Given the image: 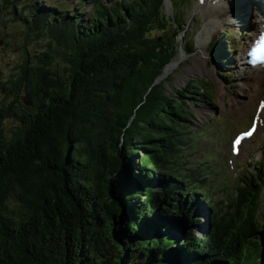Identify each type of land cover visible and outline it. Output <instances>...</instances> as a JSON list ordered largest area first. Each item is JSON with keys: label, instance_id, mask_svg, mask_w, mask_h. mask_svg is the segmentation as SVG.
I'll use <instances>...</instances> for the list:
<instances>
[{"label": "trees", "instance_id": "1", "mask_svg": "<svg viewBox=\"0 0 264 264\" xmlns=\"http://www.w3.org/2000/svg\"><path fill=\"white\" fill-rule=\"evenodd\" d=\"M31 1L4 0L46 50L4 87L23 96L20 113L0 107V264H264V137L234 197L216 201L183 156L194 146L191 106L215 99L210 85L188 80L171 95L155 82L185 37L164 0H94L88 20ZM155 29L162 36L150 37ZM52 55L67 80L50 72ZM7 119L16 123L8 139ZM202 202L212 216L199 236ZM177 217L187 222L180 241Z\"/></svg>", "mask_w": 264, "mask_h": 264}, {"label": "rangeland", "instance_id": "2", "mask_svg": "<svg viewBox=\"0 0 264 264\" xmlns=\"http://www.w3.org/2000/svg\"><path fill=\"white\" fill-rule=\"evenodd\" d=\"M115 1L101 0L106 5L113 4ZM197 1L180 0L170 4L165 0L162 14L166 18L182 21L185 26V37L183 38L184 33H182L177 38L176 54L169 63H174V65L172 70L160 81L164 82L171 95H175L174 92L184 87L188 80L203 79L210 85L215 99H206L207 105L202 103L203 98L200 97L194 103L197 107L191 106V109L197 114V119L191 124L192 131H195L192 136L194 146L183 156L186 157L187 167L199 170V174L207 179L208 187L214 193L213 198L221 202L228 195L234 197L235 187L239 182L238 178H241L246 170L253 171L254 168L250 166V162L260 159V147L264 137V113L260 123L258 117L260 104L264 101V84H262L264 81L259 84L251 76L247 77L251 74V70L246 68L241 61L247 44L257 33L255 15L249 7L250 0L248 6L245 7V14L242 15V18L237 19L236 25L223 26L206 43L204 56L199 53L196 46V37L203 28L205 20L202 16L203 12L197 11L195 8ZM31 2L34 3L35 0ZM41 5L58 13L66 14L68 17L75 16L71 15L70 9H76V13L84 14L81 18L85 20L92 15L95 7L94 0H42ZM9 6L4 4V0H0V107L3 102L6 105L13 103L20 113L18 102L15 101L21 100L23 92L18 93V97L15 98V94L8 95L4 92V87L11 86L10 80L20 77V65L27 58L31 66H38L34 55L46 50V39L40 38L41 40L34 41L31 37L26 38L24 26L13 20V16L8 13ZM16 10H19V7ZM228 33L230 36L227 35ZM149 35L156 38L162 36V32L155 29L151 30ZM190 42L194 45L193 53L186 55L181 47ZM213 47L228 53L223 54L222 52L219 57L217 54L212 55ZM52 57L53 62L49 65L50 72L57 73L62 77V80H67L68 67L66 63L56 55H52ZM199 66L202 67L200 71ZM164 70L162 75H164ZM197 88L199 89L198 86ZM252 121L255 126L258 123L255 133L243 139L238 156L231 155V139L239 132L246 131ZM15 124V121L11 119L4 121V133L7 139L13 137L12 132ZM193 216L199 220L194 229L195 233L200 236L204 230L210 228L209 219L212 214L197 204L193 207ZM261 221L264 224V206L261 212ZM171 222L170 228L176 235L175 227L177 225L172 219ZM261 232L264 233V228Z\"/></svg>", "mask_w": 264, "mask_h": 264}, {"label": "bare ground", "instance_id": "3", "mask_svg": "<svg viewBox=\"0 0 264 264\" xmlns=\"http://www.w3.org/2000/svg\"><path fill=\"white\" fill-rule=\"evenodd\" d=\"M248 1L249 0H210L207 3H203L200 1H197L195 3L196 10L203 12L202 16H204L205 18L204 24L202 26L203 28L201 29V31H199L196 37V46L201 55H205L204 48L206 46V43L218 33V30H220L223 26L229 27L231 24L236 25V23L238 22L237 19L242 18V15L245 14V7L249 4ZM167 7H169V5H167ZM261 13V9H259L258 11L255 9L254 11L255 19H257V29H259L262 25L263 16ZM241 60L243 61V58ZM173 65L174 63H171L165 68L163 77L172 70ZM198 69L200 71L202 70V67L199 66ZM250 70L251 74L247 77L251 76L252 78H254V81L256 83L261 84L264 81V69L254 67ZM259 118H262V113L259 114ZM239 154L240 151H238L237 156Z\"/></svg>", "mask_w": 264, "mask_h": 264}, {"label": "water", "instance_id": "4", "mask_svg": "<svg viewBox=\"0 0 264 264\" xmlns=\"http://www.w3.org/2000/svg\"><path fill=\"white\" fill-rule=\"evenodd\" d=\"M162 77H163V75L161 74V75L156 79L155 82H159L160 79H161ZM174 223H176V225H177V226L175 227V229H176L175 232H177V233H176V237L178 238V241H180L183 232L186 231V229H187V222H186V220H185L184 218H182V217H177V218H175Z\"/></svg>", "mask_w": 264, "mask_h": 264}, {"label": "snow or ice", "instance_id": "5", "mask_svg": "<svg viewBox=\"0 0 264 264\" xmlns=\"http://www.w3.org/2000/svg\"><path fill=\"white\" fill-rule=\"evenodd\" d=\"M251 133H249V135H250Z\"/></svg>", "mask_w": 264, "mask_h": 264}, {"label": "flooded vegetation", "instance_id": "6", "mask_svg": "<svg viewBox=\"0 0 264 264\" xmlns=\"http://www.w3.org/2000/svg\"><path fill=\"white\" fill-rule=\"evenodd\" d=\"M188 202V201H187Z\"/></svg>", "mask_w": 264, "mask_h": 264}]
</instances>
